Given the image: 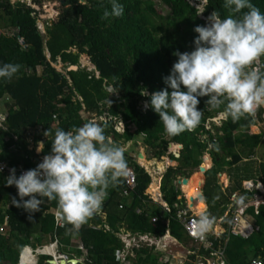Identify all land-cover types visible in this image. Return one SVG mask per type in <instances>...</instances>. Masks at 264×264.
<instances>
[{
    "label": "trees",
    "instance_id": "obj_1",
    "mask_svg": "<svg viewBox=\"0 0 264 264\" xmlns=\"http://www.w3.org/2000/svg\"><path fill=\"white\" fill-rule=\"evenodd\" d=\"M158 1L170 8L168 15L157 13L155 0H118L124 7L123 15L104 19V11H111V0H87V3L64 0L57 20L48 24L46 32L42 33L36 8L21 2L11 4L10 0H0V29L17 30L13 35L0 34V66L8 63L21 65L11 81L0 79V101L6 100L8 110L7 129L0 128V161L6 160L13 166L23 163L25 168L35 169L37 165L31 158L37 156L36 147L40 142H44L42 154L49 155L57 129L69 131L92 119L104 127L105 135L114 144L124 146L142 138L144 145L151 150L149 160L165 157L172 143L183 145L180 158L169 155L179 166L168 168L162 178L163 191L167 193L164 200L170 211L145 195L152 184V176L125 151L128 168H133L136 173V188L124 198L127 185L122 178L117 187L108 189V196L97 211L101 215L94 214L78 231H69L71 225L57 226L51 213L52 209L58 208L56 200L37 197L44 203L40 211L34 213L17 208L12 201H20L18 189L6 186L0 173V226L4 227L0 231V264H19L20 254L26 246L36 250L55 240L59 241L60 253L79 258L81 253L76 249V239L89 250L80 264H119L115 252L123 248L118 237L122 229L133 234L149 232L159 236L170 230L173 237L188 242V235L177 219L178 211L186 206L185 199L179 198L181 193L175 191L174 186L179 173L188 176L202 165L206 152L213 160L212 168L209 169V162L210 167L205 168L202 176L204 179V173L209 169L206 172V194L214 201L210 207L217 205L218 199L222 198L221 215L228 209L225 205L231 203V192L240 190L245 179L255 177L256 180L255 171L264 184V161H244L248 149L255 153L262 142V137L249 132L255 119L248 117L233 122L227 118L216 127L218 132L213 141V135L206 130L204 123L222 108L209 110L206 104L209 98L201 97L198 105V109L204 112L201 124L195 130L177 136L165 133L150 101L152 93L167 87L164 78L170 75L177 60L173 53L195 49L198 34L194 28L206 25L214 10L221 18L230 13L224 7L225 0H206L203 9L191 0ZM34 2L39 3V0ZM250 2L264 13V0ZM247 11L244 9L238 15ZM85 53L90 56L95 70L88 71L79 66V57ZM59 60L65 65L66 72L54 66ZM71 66L79 69L68 71ZM83 110L88 113V118L82 116ZM263 115L264 107L259 109L256 117L264 121ZM117 121L126 125L124 133L116 131ZM129 126H134L135 131L132 132ZM48 130L50 134L45 136ZM255 130L258 132L256 127ZM28 131H32V142ZM202 131L209 133L213 141L210 151H207L208 144L199 137ZM13 145L17 147L16 151L9 150ZM177 147L172 146V149ZM207 161L206 158L203 167ZM217 168H228L230 172L232 185L227 191L222 190ZM237 170L240 171L235 175ZM243 196L242 204L249 195L243 193ZM151 202L153 213L157 206V213L163 211L164 214L156 223L152 222L151 215H147V204ZM249 212L253 213V209ZM30 215L32 220H29ZM255 220L260 231L250 238L230 237L226 249L229 264H251L253 259L264 257V206ZM91 223L98 229L91 228ZM48 259L49 256H41L38 264H47ZM134 264L162 263L159 256L144 248L136 251Z\"/></svg>",
    "mask_w": 264,
    "mask_h": 264
},
{
    "label": "clouds",
    "instance_id": "obj_2",
    "mask_svg": "<svg viewBox=\"0 0 264 264\" xmlns=\"http://www.w3.org/2000/svg\"><path fill=\"white\" fill-rule=\"evenodd\" d=\"M34 1L10 0V3L22 2L34 7ZM224 7L230 13L227 17L221 18L220 13L214 10L208 16L206 25H198L194 28L198 36L195 38L193 51L173 53L177 60L173 64L170 75L164 78L167 87L151 95V107L159 115L167 135L177 136L185 131H193L201 124L204 114L198 109L201 97L209 98L206 101L209 110L222 108V111L214 117L223 116L217 123V127L221 126V121L227 118H231L233 122L248 117L254 120L259 109L264 107V13L250 0H225ZM244 9L248 11L243 12L242 16L238 15ZM123 13V5L118 0H111V11L106 9L103 18L120 17ZM20 69L19 64H4L0 66V79L11 81ZM168 89H171V92ZM79 99L82 101L81 97ZM108 102L111 104L110 100ZM82 113L86 112L83 110ZM95 121L92 119L69 131L57 129L49 155L42 154L44 142H40L36 147L37 156L31 158L37 165L35 169L25 168L23 163L13 166L6 161L10 166L21 168L17 171V175L15 168L10 170L9 176L0 172L6 186L18 189L20 201H12L17 208L22 207L34 213L40 211V206L44 203L43 199L38 198L56 200L58 208L52 209L51 213L56 219V213L59 212L64 221L63 226L65 224L72 226L69 231H78L94 214L101 215L97 211L102 208L108 196V189L117 187L122 178L128 174L125 151H128L127 144L133 142H127L124 146L114 144L113 140L105 135L104 127ZM118 122L122 121H117L115 124L117 132H119ZM3 123L5 124V120ZM204 125L206 126V122ZM207 130L213 135V141H215L216 133H212L210 129ZM49 134V130L44 133L45 136ZM32 136V131H28L31 142ZM199 137L203 143L208 144L207 151H210L213 148V141L209 133L202 131ZM171 145L180 147V151L170 154L174 156L175 153L180 154L183 145L176 143ZM31 146L34 148L33 144ZM16 150L17 147L14 145V151ZM207 156L212 161L210 153L206 152L199 170ZM137 157L140 165L142 159ZM170 161L177 162L171 159ZM145 162L142 163L145 164ZM212 166L213 161L209 169ZM219 169L217 168V172ZM179 174L175 185L180 184L185 187L187 184H183L182 179L190 180V175L179 176ZM204 178L206 180V173ZM184 187L182 190L179 187L177 191L181 193L180 197L185 199L187 206L188 199ZM145 195H147L146 192ZM25 197L28 199L25 200ZM29 220H32L31 215ZM214 223V217L202 216L197 221V231L203 234L210 230ZM3 228L2 226L0 231ZM121 233L133 234L125 229H122ZM133 236L139 237L142 234L136 233ZM75 242L77 251L81 255L79 258H68L69 260L77 259L82 263L81 257H85L86 254L78 250V246L83 242L81 240ZM55 243H57L55 255L36 252ZM28 249L32 250L34 256L33 264H38L41 256H49V260L56 264L55 256L59 253V241H51L36 250L32 246H26L20 254L19 264L23 262V253ZM68 261L67 264H70Z\"/></svg>",
    "mask_w": 264,
    "mask_h": 264
},
{
    "label": "rangeland",
    "instance_id": "obj_3",
    "mask_svg": "<svg viewBox=\"0 0 264 264\" xmlns=\"http://www.w3.org/2000/svg\"><path fill=\"white\" fill-rule=\"evenodd\" d=\"M155 2H156V10H157V13L158 14H161V15H165L166 16V15H168L170 13V8L168 6H165L164 4H162L158 0H155ZM191 2L194 5H197L198 7H200V9H203V5L206 3V0H191ZM197 2H200V3L198 4ZM34 7L38 10V13H39V20H38L39 29H40V31L42 33H45L46 32V26L48 24L49 25L52 24V21L53 20H57L58 15H59V13L61 11V8H62V3H60L58 0H39V3H35L34 2ZM1 32H2V29H0V33ZM8 35H13V33H8ZM21 43L24 44V41L22 40ZM60 62H61V60H59V64L54 65V66L59 71L66 72L65 65L62 64V63H60ZM79 66H81V68L87 69L88 71L95 70V67L90 62V56L87 53L82 54L79 57ZM5 101L6 100H4V101L1 102V104L3 106L6 103ZM2 110H5L4 107L2 108ZM82 116L86 118L88 116V114L87 113H82ZM96 118H98V117H96ZM256 125L257 126H260V128L264 132V121H257ZM117 126L119 128H121V129L126 128V125L124 123H122V122H118L117 123ZM129 129L132 132L135 131V127L134 126H129ZM251 131L252 132H255V133L257 132L255 130V127H252L251 128ZM261 145H264V140L261 143ZM41 147H39V149H41ZM126 149L128 150V154L130 156H132L134 158V160H138L137 156H139L140 153H144L145 152V154L148 157L151 155V150H149V148L146 145H144L142 138H139L138 141H134L133 143H131V142L128 143ZM174 151L179 152L180 151V147L179 148L177 147L175 150H173L172 147L169 146V149L167 151L166 156L165 157H162L160 159H157V158L156 159H153V162H152L153 164H151V165L150 164H147L145 162L144 158H142V162H145V164L143 163V165H145L148 168V171H149V173L152 176V184L154 182H157L158 184L160 183V180L162 179V177L164 176L165 172L167 171L168 166H171L173 168H177L179 166V165H176V164H173V163L170 162L169 154L170 153H173ZM256 151H257V153L256 154L255 153L253 154L254 155V159L255 160L264 159V148L263 147H258L256 149ZM131 153H134V154L132 155ZM245 156L248 157L249 155H245ZM206 158L208 159V161L204 165V169L203 170L196 169L193 172H190L189 173L190 178H194L195 179L194 181H191V183H192V185H194L195 187H197V189H198L199 183H201L202 180H203V177L202 176H203V172H204L205 168L210 167L211 165L209 166V164H212V161H213V160L211 161L208 156ZM226 170H228V168H226ZM229 176H230V173H229ZM219 179H220V177H219ZM220 183H222V184L223 183H226V172L224 174H222ZM152 184L150 185L151 187L146 191V194L150 196L151 195V194H149V190H150V193H152L153 196L156 197L157 195H159V193H157V195H156L155 192L154 193L152 192V190H151V189H153L152 188ZM174 189L176 191L178 188H176L174 186ZM161 191H162L163 198L166 199L167 198V193H166V191H163V183L161 185ZM198 195H199V189H198ZM199 197L201 198L202 196L199 195ZM220 197H222L221 196V193H220ZM189 199L193 203V205L200 211V213L202 211H205L206 210V208H204L205 210H203L200 207V205H201L200 202L201 201L203 202L202 199L200 201H198L196 198H194V196L192 198L190 197ZM221 199H218L217 205H215L214 207H210L209 208L208 214L211 217H214L215 218V223L217 222L218 217L221 216V213L223 212L222 207H221V202H220V201H222ZM152 208H153L152 202L149 203V204H147V209H149L147 215L149 214V215L152 216V218L155 217L157 219H159V218H161V217L164 216L163 211L160 208L159 209L162 211V213H160V214L157 213V209H158L157 206H155L154 213H153V209ZM6 223H7V217H5V224ZM1 227H2V225L0 226V228ZM3 234H5V233H3ZM141 234H143V232H141ZM178 240H179V242H181L182 244H184V241H182L180 239H178ZM163 242L164 241H162V243ZM170 245L171 244H169L168 246H170ZM47 247H49V246H47ZM146 247H149V246L147 244H144V245H141L140 246V249H144ZM156 249H158L157 246H156ZM169 250L170 249L167 250V248H166L165 252H163L164 250H154V252L155 253H159L160 255H162V256H160L161 262H163V260H166L165 259L166 255L173 254V257L174 258H171L170 257V259H171V263L170 264L173 263V261L176 259V257L177 258H181L182 260H186L187 261V264H190V263L201 264L204 261L203 260V256H201L202 254H200L199 252H198L197 255H192L190 251L184 250L183 248H181V246H179V248H177V249H173L172 248L170 251ZM172 250H174V251L172 252ZM27 253L28 252L25 251V253L23 254L24 255L22 257L23 262L25 261V256H26ZM44 254H46V253H44ZM133 256L134 257L132 258V260L135 261L136 253H134ZM192 256H195V258L193 259ZM81 258H82L83 261L85 260L84 257H81ZM212 263H214V261H212ZM179 264H180V262H179Z\"/></svg>",
    "mask_w": 264,
    "mask_h": 264
},
{
    "label": "built area",
    "instance_id": "obj_4",
    "mask_svg": "<svg viewBox=\"0 0 264 264\" xmlns=\"http://www.w3.org/2000/svg\"><path fill=\"white\" fill-rule=\"evenodd\" d=\"M25 1V0H22ZM147 104H145L146 106ZM2 108L4 107L5 110H0V119L3 122L6 117H7V110L5 106H1ZM148 108V105L147 107ZM1 112H4L2 114ZM223 116H219L216 118H213L214 120L219 123L220 119H222ZM207 129H210L209 122L206 124ZM120 129V130H119ZM120 133H124V129L118 128L117 129ZM16 138V137H15ZM140 165L146 169V171L149 173L148 168L143 165L142 162H140ZM15 168L16 169V175L17 171L20 170L21 168H16L13 166H10L6 161H1L0 162V171L2 174L10 175V170ZM25 172V171H23ZM22 172V173H23ZM126 180V185L127 188L123 191V197L128 198L130 196V192L133 191L136 188L137 185V179H136V173L133 168H128V174L126 177H124ZM184 187L183 185L176 184L177 190ZM243 187L245 191H248L251 194L250 201L244 205H240L238 208L230 211L228 214H226L223 218H221V222L224 224L226 223L228 225L229 231L231 234L235 236H243V237H249L251 236L254 232L259 231V227H256L252 223V217L248 215V210L253 208L254 212L256 215L259 214V209L261 205H264V191H261V184L255 183L253 181H245L243 182ZM176 190V191H177ZM238 195L234 193L232 195V199H236ZM182 197H180L181 199ZM166 211H170V208L167 204H164L163 206ZM59 212L56 213V221H57V226H63L64 221L61 219V215L58 214ZM202 216H195L192 214L191 209L186 206V208H182L178 211L177 213V219L179 223H181L189 237L192 238L194 243L196 245H199V247L204 248L206 251H210V256L211 257H206L203 255V262L201 264H225L224 260H222L223 253H218L214 251L213 243L209 240V235H212V231L208 230L207 232L201 234L197 231V221L199 218ZM158 219L153 218L152 222L156 223ZM122 241L125 243V249L121 251H116L115 254L118 257L119 260L121 261H128L127 256L130 255L131 249L133 247H140L141 245L147 244L150 247L153 246L152 238L150 235H142L139 237L133 236L130 233H125L124 235H121ZM53 246V245H52ZM57 248V243L54 245ZM78 250L82 251L83 254H88L87 248L83 245V243H80L78 246ZM37 253L39 254H44L43 252L36 250ZM200 255V254H199ZM202 256V255H201ZM219 257L221 259H219ZM215 258H218L217 261H214ZM213 259V260H212ZM65 260L68 261L69 258L67 255L58 253L57 256H55V261L57 264H61V262ZM214 261V263H212ZM219 261V262H218ZM49 264V262H47ZM252 264H264V260L261 259H256L252 262Z\"/></svg>",
    "mask_w": 264,
    "mask_h": 264
},
{
    "label": "crops",
    "instance_id": "obj_5",
    "mask_svg": "<svg viewBox=\"0 0 264 264\" xmlns=\"http://www.w3.org/2000/svg\"><path fill=\"white\" fill-rule=\"evenodd\" d=\"M17 32V30L16 29H14V30H8V29H2V35H8V33H13V34H15ZM0 33V34H1ZM20 39V41L22 42V40L23 39H21V38H19ZM1 102L2 101H0V104H1ZM2 105V104H1ZM3 106V105H2ZM5 107H6V105H4ZM2 109V107L0 106V110ZM6 110H7V107H6ZM2 114H4V112H1ZM7 113H8V110H7ZM7 116H8V114H7ZM263 117H264V115H263ZM6 119H7V117H6ZM6 119H5V124L1 121V119H0V128L1 129H4V130H6L7 129V126H6ZM255 120H256V122L255 123H253V124H251L250 126H249V132L250 133H252V134H255V135H257V136H259V137H262V142H263V140H264V132H263V130L260 128V126H257L256 125V123H257V121H262V120H260V119H258L257 117H255ZM252 127H256L257 129H258V132H252L251 131V128ZM17 138V137H16ZM261 142V143H262ZM258 147H263L264 148V145H259ZM257 147V148H258ZM10 151H14V145L13 146H11L10 147V149H9ZM144 150V149H143ZM250 151V149H248V151H247V154L246 155H249L248 157H244V161H246V160H248V159H254V153H251V152H249ZM1 153H2V150H1V148H0V155H1ZM257 153V151L255 152V154ZM132 155L134 154V153H131ZM143 155H144V160H146V163L147 164H153L152 162H153V159L152 160H149L150 158L147 156V155H145V152L143 153ZM2 161H4V160H2ZM6 161V160H5ZM258 162H263L264 161V159H261V160H257ZM1 162V161H0ZM239 171L240 170H237L236 171V173H235V175H237L238 173H239ZM223 172H226V183H220V180H221V173H223ZM218 173H219V177H220V179H219V183H220V185L222 186V190L223 191H227V189L232 185V179H231V177L229 176V170H226V169H219L218 170ZM255 175H256V180H255V177L252 179V178H250V179H245L243 182H245V181H253V182H255V183H259V184H261V191H264V184H263V182L259 179V177H258V172H256L255 171ZM195 179L194 178H190V182L191 181H194ZM202 182H203V180H202ZM201 182V183H202ZM243 182H242V185H241V189L240 190H238V191H235V192H231V195H230V202L231 203H229V204H227V205H225V206H227L228 207V209L226 210V212L223 214V215H221V216H219L218 217V219H217V222L215 223V224H213V226H212V228L210 229L211 231H212V235H209V240L213 243V245H214V247H213V249H214V251H216V252H218V253H223V256L221 257L222 258V260H224V262H225V264H229L228 263V259H227V254H226V249H227V245H228V242H229V239H230V237H239V238H244V239H248V238H250L254 233H256V232H254L251 236H249V237H243V236H235V235H233V234H231L230 233V231H229V228H228V225L226 224V223H222L220 220H221V218H223L226 214H228L230 211H232V210H234V209H236V208H238L240 205H244V204H246V203H248L251 199H250V197H251V194L248 192V191H245V189H244V187H243ZM201 183H199V185H198V189H199V195H201L202 196V193H201V190H202V188H200V186H201ZM154 184V183H153ZM152 184V188H153V186H154V188H156V184H154L153 185ZM161 185H162V182H161V180H160V183L158 184L157 183V186H158V193H159V195H157V192L154 190V189H151L152 190V192L154 193H156V199L158 200H156L152 195H151V197H152V199L155 201V202H158V203H160L162 206H164V204H167L166 203V201L164 200V198H163V195H162V191H161ZM151 187V186H150ZM149 187V188H150ZM149 192H150V190H149ZM234 193H236L237 195H238V197L236 198V199H232V195L234 194ZM243 193H245L246 195H249L248 196V200L246 201V203H244V204H242L241 203V198H243L244 196H243ZM150 194V193H149ZM264 195V194H263ZM205 196H206V199H207V202L205 201V199H203V203L205 204V208H206V210L205 211H202L201 213H200V211L193 205V203L190 201V199H189V202L187 203V205H188V207L191 209V211H192V213L195 215V216H198V215H200V216H205V215H208V216H210L209 214H208V212H209V207H210V203L211 202H214L213 200H212V198L209 196H207V194H206V186H205ZM125 198V197H124ZM206 202V203H205ZM215 204V203H214ZM168 205V204H167ZM185 205H186V203H185ZM190 205V206H189ZM235 205H238V206H235ZM261 206H264V205H261ZM261 206H260V208H261ZM184 209L186 208V207H183ZM165 209V208H164ZM251 209H253V208H251ZM251 209H249V210H251ZM249 210H248V215L249 216H251L252 217V223L256 226V227H259V226H257L256 225V220H255V216H256V214H255V212H254V209H253V213H250L249 212ZM138 212L140 213L141 211L140 210H138ZM259 213H260V209H259ZM259 215V214H258ZM155 218V217H154ZM153 219V218H152ZM157 219V218H156ZM182 227H183V229L185 230V228H184V226L181 224V223H179ZM91 228L93 227L94 229H98L97 227H94L95 225L94 224H92L91 223ZM260 228V227H259ZM186 231V230H185ZM259 231H260V229H259ZM122 233H124V232H122ZM121 232H120V234L118 235V237H119V239H120V241H121V243H122V245H123V248L122 249H119L118 251H121V250H124L125 249V243L122 241V239H121V235H123ZM150 235L151 236V238H152V242H153V246H149V247H146L145 249H148L149 251H150V253H152V254H154V255H157V256H159V262H161V260H160V256H162V255H160L159 253H155L154 252V250H164L163 252H165V250H166V248H167V250L168 249H177V248H179V246H181V248H183L184 250H186V251H190L191 252V254L192 255H197L198 254V252L200 253V254H202V256L204 255V256H206V257H211L210 256V251H206L204 248H202V247H199V245H196L195 243H194V241L192 240V238L191 237H189V235H188V238H189V240H188V242H186V241H184V240H182V241H184V244H182L181 242H179V240L178 239H176L175 237H173L172 235H171V233H170V230H168L167 232H166V234L164 235V236H159V235H156V234H154V233H149V232H146V233H143L142 235ZM131 235H133V234H131ZM223 236H226L225 237V239H223ZM78 239H76L75 241H77ZM181 240V239H180ZM162 241H164L163 243H162ZM169 244H171L170 246H168ZM156 246H157V248L158 249H156ZM77 249V248H76ZM137 250H140V247H133L132 249H131V253H130V255H129V257H128V261H121V260H119L118 259V257L116 256V254H115V257H116V262L117 263H119V264H134L135 262H136V258H135V261H133L132 260V258L134 257L133 256V254L134 253H136V251ZM169 250V251H170ZM174 250H172V252H173ZM176 251V250H175ZM79 252V251H78ZM83 257V256H82ZM170 257L171 258H174L173 257V254H169V255H166V257H165V259L166 260H163V262H161L162 264H170L171 263V259H170ZM192 258L194 259L195 258V256H192ZM220 257H219V259H221ZM256 259H261V260H264V257H262V256H259V257H257V258H255V259H253V261L254 260H256ZM213 260V259H212ZM218 260V258H215V260L214 261H217ZM253 261H251V264H252V262ZM179 262H180V264H187V261L186 260H182L181 258H177L176 257V259L173 261V263L174 264H179ZM219 262V261H218ZM172 263V264H173ZM190 264H194V263H190Z\"/></svg>",
    "mask_w": 264,
    "mask_h": 264
},
{
    "label": "bare ground",
    "instance_id": "obj_6",
    "mask_svg": "<svg viewBox=\"0 0 264 264\" xmlns=\"http://www.w3.org/2000/svg\"><path fill=\"white\" fill-rule=\"evenodd\" d=\"M154 184H156V188H154L153 186V189L158 193V186H157V182H154ZM153 184V185H154ZM184 191H185V194H186V197L188 199V202H189V198L193 197L196 198L198 201H200L202 199V197L200 198L199 195H198V189L197 187H195L194 185H192V183L189 181L188 184L184 187ZM154 197V196H153ZM155 198V197H154ZM203 200V199H202ZM200 207L201 209L204 210L205 208V204L201 201L200 202ZM192 212V211H191ZM193 214V213H192ZM194 215V214H193ZM200 216V215H198ZM28 253L26 254L25 256V261L26 263L28 264H33L35 263V259H34V256L32 255V250L31 249H28L26 250ZM39 251L43 252V253H46V254H52V255H55L56 254V248L55 246H49V247H45L44 249H39ZM25 253V252H24ZM23 253V254H24ZM24 256V255H23ZM22 256V257H23ZM57 264V263H56ZM174 264V263H173Z\"/></svg>",
    "mask_w": 264,
    "mask_h": 264
},
{
    "label": "water",
    "instance_id": "obj_7",
    "mask_svg": "<svg viewBox=\"0 0 264 264\" xmlns=\"http://www.w3.org/2000/svg\"><path fill=\"white\" fill-rule=\"evenodd\" d=\"M83 3H87V0H81ZM62 2H64V0H62L61 1V3ZM201 17L202 18H205V17H203L202 15H201ZM76 54V53H75ZM79 69V67L78 66H71L70 68H68V71H77ZM172 146V145H171ZM139 157L142 159V158H144V155L143 154H139ZM175 157L176 158H179L180 157V154L179 153H175ZM174 164H176V165H179V163L178 162H174ZM204 169V167L202 166L201 168H200V170H203ZM205 173H206V171H205ZM179 176H181V174H179ZM221 177H222V173H221ZM188 182H189V179L188 178H184V179H182V183L183 184H188ZM205 186H206V180H205V178L203 179V184L201 185V188H202V199H205L206 200V196H205ZM190 206V205H189ZM50 263L51 264H53L54 262H51L50 261ZM68 263H70V264H79L80 263V261L79 260H77V259H71V260H69L68 261ZM21 264H28V263H26V262H22ZM61 264H67V261H65V260H63L62 262H61Z\"/></svg>",
    "mask_w": 264,
    "mask_h": 264
},
{
    "label": "flooded vegetation",
    "instance_id": "obj_8",
    "mask_svg": "<svg viewBox=\"0 0 264 264\" xmlns=\"http://www.w3.org/2000/svg\"><path fill=\"white\" fill-rule=\"evenodd\" d=\"M74 53H77V52L74 51ZM215 116H216V115H215ZM215 116H211V117H209V118L206 120V124L209 122L210 130H211L212 133H217V131H218V130L216 129V127H217V121L213 119ZM221 123H222V121H221ZM205 128H206V130H207V127H206V126H205ZM47 262H49V264H51L49 259L47 260Z\"/></svg>",
    "mask_w": 264,
    "mask_h": 264
}]
</instances>
